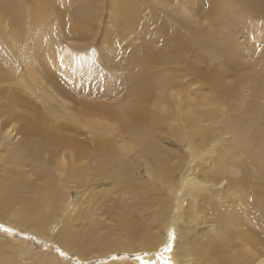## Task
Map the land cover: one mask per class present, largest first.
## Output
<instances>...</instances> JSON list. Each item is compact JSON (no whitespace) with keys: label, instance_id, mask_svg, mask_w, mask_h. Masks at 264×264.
Segmentation results:
<instances>
[{"label":"rangeland","instance_id":"374dc122","mask_svg":"<svg viewBox=\"0 0 264 264\" xmlns=\"http://www.w3.org/2000/svg\"><path fill=\"white\" fill-rule=\"evenodd\" d=\"M123 1L39 0L0 26V264H156L172 222L178 258L196 244L184 264L205 232L234 264L264 252V0ZM87 149L107 165L79 187ZM127 206L152 246L121 230ZM235 208L250 228L232 237Z\"/></svg>","mask_w":264,"mask_h":264},{"label":"bare ground","instance_id":"6f19581e","mask_svg":"<svg viewBox=\"0 0 264 264\" xmlns=\"http://www.w3.org/2000/svg\"><path fill=\"white\" fill-rule=\"evenodd\" d=\"M26 1L28 2V5H27ZM38 1L39 0H0V26L2 28L6 29L7 26H9L6 23L7 19L9 17L15 16L16 14H23L24 16L27 13H29L28 15H33V14L37 15L35 13L38 12V10H39ZM131 2H133V1H131ZM131 2H130V4L128 6H126L125 5L126 2L124 0L123 1V5H122V3L120 5L119 10H122V9L123 10L133 9L134 10V9H136V4L135 3H131ZM26 10H29L30 12H26ZM31 12H33V14H31ZM224 25L225 24H223V26ZM5 36L10 38V34L4 33L2 35V37H5ZM207 37L208 38L205 41V45H208L209 47H211L214 54L220 55L223 52V50H224L223 49L224 47H223L222 43L221 42L214 43L213 33L208 34ZM211 56H212V54H211ZM19 118L20 117H19L18 113H11L9 118H8V120L9 121L10 120H15L16 122L18 121L20 123V127L23 129V122L18 120ZM26 126H24V128L26 129V135H29L30 131H29V129ZM134 143L140 148H144L145 147L143 142L135 141ZM132 146H134L132 143H129V142L128 143H123L120 146V149L122 148L121 150H123L126 153V149H128V148H130ZM98 148L102 149L103 147L99 146ZM87 151H88V149H87ZM88 155H89L88 158L90 160L87 161L85 164L81 163L80 167H78V169L76 171V176H77V179H78V186L79 187H82L86 182H91L92 181V179L90 178L91 175H93L94 173H96V174L99 173L101 175L102 174L101 171L106 169L105 166L107 165V162L102 158V154H97L95 156H92L93 154H90L89 151H88ZM123 156L124 155H122V157ZM91 157H94L93 161H92L93 158H91ZM94 161H95V163H94ZM91 166H92V172L90 171V167ZM113 172H115L116 175H117L119 173L118 168L116 167L113 170ZM219 173H220V171H219ZM104 175L107 176V174H104ZM101 178H103L102 175H101ZM121 178H122L121 175L120 176H116L115 179L118 182V184H119V181H120ZM242 180L244 181V183L248 182L247 178H243ZM230 181H231L230 191L227 192V194H228V196L230 195V197H231V196H233L236 193L233 188L237 187L238 182H237L236 179H233V178H231ZM199 187L198 188L200 190L201 189L203 190L204 186H199ZM107 192H108V190H107ZM112 192H114V191H112ZM234 198H236V196H234ZM13 199H14V197H13L11 192H10V194L3 193L2 194V198H1L0 209H3L4 208L3 206L7 207L11 203V201H13ZM91 199L92 198L90 197L89 198V202H90ZM132 200H133V198H132ZM93 204L94 203H92V205ZM108 204L109 203H107V205ZM218 205H219L218 203H214V207L215 208ZM109 209H111V208H109ZM135 209H136V207L127 206L124 209L122 208V209L116 210V216H117V219L119 220V225L122 227L121 230L124 231L125 233H127L131 237V239H132L133 236H138L139 238L140 237L143 238V242L146 243L148 246H152L154 244V239L155 238L153 237V232L150 230V226L148 224L144 223V222H138V223L137 222H128L125 219L126 214L132 212ZM246 210H247V208H245L242 212H244ZM37 211H38V207H37L36 203L35 204L32 203L30 211L22 213L20 215V219L22 221H26L33 215V213H36ZM232 212H233L234 216L231 217L232 218V222L230 224H232L233 227L228 231V233L232 237H236L238 234L243 232V229L248 230L250 228V226L248 225L249 221H248V218H247L246 214H244L241 217L237 216V214L242 213L240 210H238V208L233 209ZM226 222H228V221L227 220L225 221V219H224V225H227ZM141 223H142V225L144 227V230L141 229ZM167 227L168 228L166 230V236H164L162 242L159 244V247L157 249V251H159V254L156 255V258L154 257L155 260H156V264H165V261H167L168 264H184V261H186L187 259H192L191 255L193 254V252L196 253V251H195L196 250V244L193 241H188L185 244H183L181 249L179 251H177V254L179 252L178 255L181 257V259L178 258V256L176 255V252H175V249H176V246H177L176 224H175V222H172ZM140 231H142L141 234H140ZM81 232L82 233L79 236L83 237L84 234H85V231H81ZM63 237H64L63 239L65 241H67V242H68V240L71 239V237L67 236V234L63 235ZM91 238H93V237L91 236ZM199 240L203 244V249L201 251V254L202 255H207V258L205 260H203V259L200 260L201 263L199 262V264H234V262L231 261L226 256L223 255L221 257V252H220V249H219V244H220L221 238L215 237L214 234H209V233L205 232V233H202V235H201ZM188 243H193V244L191 246H187ZM128 244L130 245L129 242L127 243V245ZM60 252L62 254H64L65 257L69 256V253L64 251V249H62V250L60 249ZM133 252H134V250H133ZM147 252L148 251H146L145 249L138 250V252H137L138 253V255H137L138 257L137 258H138V260L141 259L140 263L142 262V260H144V261H145V259L148 260V253ZM139 253H144V254L141 255ZM114 255H116V254H114ZM244 260H245L246 264H264V252L260 251L259 253L255 254L254 256L246 255L245 257H243V261ZM257 260H259V261H257ZM79 261H81V259H79ZM185 264H190V263H185Z\"/></svg>","mask_w":264,"mask_h":264},{"label":"snow or ice","instance_id":"6c2138e0","mask_svg":"<svg viewBox=\"0 0 264 264\" xmlns=\"http://www.w3.org/2000/svg\"><path fill=\"white\" fill-rule=\"evenodd\" d=\"M165 264H168V262H167V261H165Z\"/></svg>","mask_w":264,"mask_h":264}]
</instances>
